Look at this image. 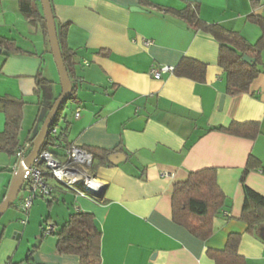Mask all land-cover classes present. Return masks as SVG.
<instances>
[{"label": "crops", "instance_id": "1", "mask_svg": "<svg viewBox=\"0 0 264 264\" xmlns=\"http://www.w3.org/2000/svg\"><path fill=\"white\" fill-rule=\"evenodd\" d=\"M57 32L67 27L66 43L75 52L77 100L68 141L81 148L118 149L121 162L94 161L93 174L106 185L100 199L74 197L61 211L38 205L26 214L24 195L0 219V264H80L60 254L55 232L77 212L93 214L102 233V264H216L209 250L225 248L229 235L242 236L239 254L247 264H264V231L249 234L240 220L245 185L264 197V71L247 94H227L219 66L220 45L211 35L190 29L163 9L198 6L200 18L256 44L263 35L254 17L264 19V0H50ZM162 8V9H160ZM41 11L43 13L42 7ZM0 36L12 39L23 54L0 49V97L24 101L20 144L39 133L62 93L45 20L30 24L18 0H0ZM264 56V53H263ZM184 58L206 65L204 82L173 73L156 80L153 68L174 69ZM41 73L50 85L38 89ZM45 95V98L43 97ZM44 98V99H43ZM80 110L78 117L75 116ZM255 122L261 134L249 140L220 128ZM5 115L0 112V133ZM31 148L27 150L29 154ZM110 156V157H111ZM109 157V158H110ZM16 158L0 153V204L10 186ZM215 169L226 196L206 241L173 221L176 183L191 173ZM60 194V195H59Z\"/></svg>", "mask_w": 264, "mask_h": 264}, {"label": "trees", "instance_id": "2", "mask_svg": "<svg viewBox=\"0 0 264 264\" xmlns=\"http://www.w3.org/2000/svg\"><path fill=\"white\" fill-rule=\"evenodd\" d=\"M18 2L20 12L30 24L37 25L44 22L40 0H18ZM140 2L141 4L147 3L146 0H140ZM163 10L183 20L190 29L205 32L218 41L220 45L218 63L226 73V91L229 96L235 97L250 91L253 80L264 71V19L254 17V20L262 27L263 35L256 44L252 45L238 33L229 31L218 24L204 22L200 18L198 6L188 5L182 11ZM66 33L67 27H63L58 39L62 58L72 84V96L68 102L61 106L42 148V151H48L59 159L65 157V151L72 146L68 141L70 123L64 115V111L69 103L77 100L78 92V87L75 84L76 54L69 49L66 43ZM0 49L6 53V56L23 54L14 40L1 36ZM244 56L254 59L255 63H246L243 60ZM173 74L195 82H204L206 65L196 60L184 58L174 68ZM36 83L38 89L50 85V82L43 78L41 73L37 75ZM24 104L22 99L11 96L0 97V112L5 115V128L0 133V153H5L12 158H16L17 153L25 146L19 141ZM61 121H63L64 127L60 133L53 135V129ZM218 130L249 140H256L261 134L260 125L255 122L233 123L228 128ZM83 149L92 155L94 161L104 165L108 163L109 157L118 151V149L111 151L96 148ZM255 162L253 158L249 159L248 168L242 177L245 203L240 220L247 225L249 234H259L264 231V197L245 185L248 169ZM225 201L226 196L218 185L215 169H204L191 173L187 181L176 183L173 187V221L184 227L193 236L206 241L214 234V218L223 208ZM42 230L43 235H46L45 227ZM52 234L57 237V250L60 254L76 255L80 259V264H102V233L96 226L93 214L74 213L59 231ZM241 239L240 234L229 235L225 248L221 251L209 250V257L216 264H247L246 260L239 254Z\"/></svg>", "mask_w": 264, "mask_h": 264}, {"label": "built area", "instance_id": "3", "mask_svg": "<svg viewBox=\"0 0 264 264\" xmlns=\"http://www.w3.org/2000/svg\"><path fill=\"white\" fill-rule=\"evenodd\" d=\"M171 67L153 68L151 74L156 80H161L166 74L173 73ZM78 109L75 116L78 117ZM53 135L58 134L56 128ZM31 144L27 143L16 155V163L13 170L16 171L21 161L27 156V150ZM92 155L81 147L72 145L65 151V157L59 159L48 151H41L34 161L33 166L27 172L22 192L25 198L22 202V210L28 214L34 201L38 198L53 199L58 190L67 189L77 197L97 200L102 195L106 185L97 179L92 172ZM55 232L50 225L45 226V234Z\"/></svg>", "mask_w": 264, "mask_h": 264}, {"label": "water", "instance_id": "4", "mask_svg": "<svg viewBox=\"0 0 264 264\" xmlns=\"http://www.w3.org/2000/svg\"><path fill=\"white\" fill-rule=\"evenodd\" d=\"M40 4L43 10V16L46 24L50 47L54 57V62L56 64L60 76L62 93L52 105L39 133L33 140L29 154L25 157L23 161H21L18 169L13 174L7 194L4 200L2 201V203L0 204V219L17 201L19 195L23 190L26 174L33 166L34 161L42 151L46 138L49 134V131L53 123L56 120V117L61 109V106L63 105V103L68 102L72 96V84L67 68L62 58L61 48L58 39L57 26H56V21L53 14L51 2L50 0H40ZM243 60L248 64L255 63V60L248 56H244ZM122 157H124V155L116 154L111 156L109 158V161L112 164H116L121 162ZM105 190L106 188L104 189L102 195L98 196V199L103 197Z\"/></svg>", "mask_w": 264, "mask_h": 264}, {"label": "rangeland", "instance_id": "5", "mask_svg": "<svg viewBox=\"0 0 264 264\" xmlns=\"http://www.w3.org/2000/svg\"><path fill=\"white\" fill-rule=\"evenodd\" d=\"M57 70V69H56ZM59 89H61V86H59L58 88H57V90L59 91ZM43 97L45 98V95H43ZM43 98V99H44ZM72 105H67V108H66V110L64 111V115L65 116H67V117H69V118H71V116H72V107H71ZM46 117H47V115H46ZM64 127V123H63V121H61L59 124H58V126L56 127V129L58 130V133H60L61 132V130H62V128ZM58 192H61V193H63V196L64 197H66L67 198V200H71V201H73V198L74 197H76V195L72 192V191H69V190H67V189H63V190H58L56 193H55V196L56 195H58ZM24 195V192H21V194L19 195V199L22 197ZM60 195V194H59ZM19 199H17V201L15 202V203H17L18 201H19ZM58 199V198H57ZM57 199L55 200V201H52L51 199H47V198H38V199H36L35 201H34V208H33V212L35 213L37 210H38V205L39 206H42L43 207V205L44 206H46V207H48L49 206V204H50V202H51V204H52V207H54V209L56 210V211H61L62 209H64L63 207V202L62 201H58L57 202Z\"/></svg>", "mask_w": 264, "mask_h": 264}]
</instances>
